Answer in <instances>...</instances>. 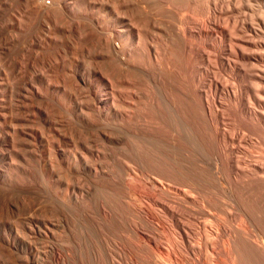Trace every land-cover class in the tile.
<instances>
[{
	"label": "bare ground",
	"instance_id": "6f19581e",
	"mask_svg": "<svg viewBox=\"0 0 264 264\" xmlns=\"http://www.w3.org/2000/svg\"><path fill=\"white\" fill-rule=\"evenodd\" d=\"M46 1L0 0L12 263L264 264V0Z\"/></svg>",
	"mask_w": 264,
	"mask_h": 264
},
{
	"label": "rangeland",
	"instance_id": "374dc122",
	"mask_svg": "<svg viewBox=\"0 0 264 264\" xmlns=\"http://www.w3.org/2000/svg\"><path fill=\"white\" fill-rule=\"evenodd\" d=\"M46 2L49 3L48 0H47ZM14 192H15V193H14ZM17 193H18V192H17L16 190L12 191V198H14V196L17 197V195H19V194H17ZM16 194H17V195H16ZM14 199H15V198H14ZM2 212L4 213V214H3L4 216L6 215V216H5V217H6V220H8L9 222H10L12 219H13V220H12L11 222H13V221L15 220V218H14L15 216H14L13 213H11L12 211H11L9 208L4 209ZM5 212H6V213H5ZM7 212H9L10 214H8ZM11 222H10V223H11ZM17 229H18L19 235H20V236H24V233H22L21 229L19 230L18 227H17ZM20 231H21V232H20ZM0 249H1V251H0V258H1V259H0V261H1L0 264H7V263L10 264V262H11V264H13V263H12V262H13V258H12V256L10 257V254L7 253L6 251L2 250L1 247H0ZM2 251H3V252H2ZM3 253H4V254H3ZM6 253H7L8 255H7ZM163 253H164V254H163ZM162 254H163V255H162ZM5 255H6V256H5ZM161 255H162L163 257H166L167 254L165 253V251H162ZM8 256H9L10 258H12V259H9V260H8V258H9ZM176 256H177V255H176ZM177 257H178V258H176V259H174L173 257H171V258L174 260V262H175V263L173 262V264H176V263H178V264H181V263L185 264L184 261H181V259H180L179 256H177ZM3 259H4V260H3ZM6 259H7V261H6ZM178 260H179V261H178ZM9 261H10V262H9ZM120 262H121V263H120ZM120 262H119L120 264H125L124 262L122 263V261H120ZM136 264H141V263L137 262Z\"/></svg>",
	"mask_w": 264,
	"mask_h": 264
}]
</instances>
